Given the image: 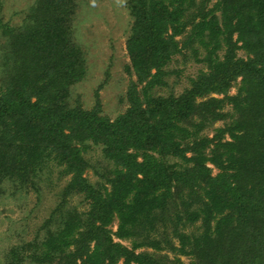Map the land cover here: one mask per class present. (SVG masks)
Masks as SVG:
<instances>
[{"label": "trees", "instance_id": "1", "mask_svg": "<svg viewBox=\"0 0 264 264\" xmlns=\"http://www.w3.org/2000/svg\"><path fill=\"white\" fill-rule=\"evenodd\" d=\"M208 1L201 0L197 8L196 0H128L132 24L126 68L136 82L127 93V110L113 121L100 114L99 103L92 110L68 103L70 87L85 72L81 51L71 38L77 0H34L17 26L4 24L0 17L4 66L11 64L0 89V185L6 179L25 183L54 162L69 176L59 209L64 210L72 195H80L87 205L84 211L73 207L61 213L41 244V261L58 257L57 264H116L120 259L123 264H157L135 249H161L162 241L150 239L147 232L164 222L158 212L163 213L168 202L175 210L179 199L187 221L203 217L207 226L200 235H188L173 224L179 252L197 259L190 264H264V151L258 150L264 145L259 142L264 136V0H217L205 10ZM178 36L184 39L177 41ZM193 41L206 49L202 62L207 72L191 80L190 89L177 98L152 96L149 88L163 84L164 67ZM222 47L226 50L219 58L216 51ZM240 47L254 56L236 58ZM238 77L243 82L239 96L253 78L263 93L259 103L249 100L242 106L240 101L235 106L238 117L225 127L232 141L219 140L210 159L222 171L211 176L208 159L199 151L210 140L181 148L180 138L187 132L179 124L199 110L208 111L219 101L197 100L226 93ZM88 144L100 146L110 164L98 173L103 183L85 176ZM187 148L193 152L189 159L184 155ZM247 154L255 156L252 161ZM167 157L191 165L170 164ZM234 172L255 180L250 190L238 183ZM180 186L190 191L185 200L181 191H172ZM182 215L176 212V222ZM114 221L117 228L112 232ZM211 221H216L212 232ZM113 237L137 239L128 249ZM22 262L19 251L10 252L7 264Z\"/></svg>", "mask_w": 264, "mask_h": 264}, {"label": "rangeland", "instance_id": "2", "mask_svg": "<svg viewBox=\"0 0 264 264\" xmlns=\"http://www.w3.org/2000/svg\"><path fill=\"white\" fill-rule=\"evenodd\" d=\"M33 1L0 0V17L3 23L9 26L21 24L25 12ZM200 1L196 0L197 8L200 7L198 6ZM216 1L209 0L205 5V10L213 8ZM127 3L128 0H77V8L71 23V38L81 51L85 72L83 78L69 89V106L75 107L79 104L84 110H92L96 103H99L100 114L111 121L127 110V93L131 85L136 82V77L131 72H128L126 68L130 64L126 50V39L132 24ZM216 16L219 18L220 13L216 12ZM196 18L198 19V17ZM190 28L191 26H188L186 31H189ZM235 38L236 34L233 35V40ZM175 39L181 42L184 36H178ZM240 44L239 42L238 45ZM252 44L254 45L256 42L252 41ZM225 50V47L217 50V56L222 58ZM4 54L5 38L0 36V89L8 75V70L11 69L10 63L4 66V62H7L3 57ZM205 56L206 49L197 41H193L186 48L180 49V52L174 55L164 67L166 75L163 77V84H157L151 89L149 88V93L152 96H160L162 98L169 96L179 97L190 89L191 80L196 79L199 74L207 72V65L202 62ZM253 56V54H249L242 47L236 51V58L245 60ZM242 84L241 77H238L232 81L226 93H211L198 99V104L207 103L212 99L219 102L211 103V106L208 107L209 112H205V110L200 112L199 110L190 119L179 124L187 132V136H180L182 137L180 138L181 148L187 147V144L191 148L193 141L210 140L209 145L199 151L203 152L201 153L202 156L208 159L205 165L210 169L211 176H216L222 171L210 159L219 140L221 144L232 141L225 127L238 117L239 113H237L235 106L240 101L242 106H244L249 100V103L254 104L259 103V99H261L260 94L263 93V89L259 80L257 81L256 78H253L252 86L247 87L245 94L242 93L239 96ZM143 85L145 83L137 86L136 89L141 91ZM249 95L253 96L242 102V99ZM237 97L240 98L238 99ZM236 99L238 100L235 101ZM200 108L204 109L203 106ZM222 129L223 131L220 133L219 130ZM262 136L259 142L264 141V136ZM248 143L250 144L251 141L249 140ZM263 146L262 143L261 149L258 148V150L263 152ZM189 148L185 150L184 154L185 158L188 159L193 156V152ZM255 153L259 152L256 151ZM84 157L89 165L88 170L85 172L87 179L92 183H103V178L99 174L110 167V164L104 158L101 147L88 144ZM254 157L252 154H247L245 158H250V161H252ZM165 161L170 164L191 165V163L186 164L182 159L175 157H167ZM238 163H241V160ZM256 170L254 169V171ZM227 173H233V170H229ZM234 174L241 179L238 183L245 185L244 187L250 190L249 186H253L255 180L253 181V178L246 177L244 176L245 174L240 172H234ZM250 175L252 176L251 172ZM67 181H69V176L64 174L63 168L57 166L54 162H50L36 176H32L25 183L12 181L11 179L1 182L0 264H7L10 252L14 250L19 251L23 259L20 264L58 263V257L49 261H41L37 257L42 255L43 248L41 244L47 237V232L56 228V223H58L61 213L63 214L66 209L73 207L79 211L87 209V205L80 195L67 197L64 210L59 209L58 205L62 201V189ZM193 189L196 191V188ZM172 191H181V196L182 198L184 197V200L187 198V194L190 193L186 186H180L177 190L173 189ZM179 203L180 200H176L177 208L174 210L173 206H170V202H168L166 210L163 213L159 211L157 214L158 217L164 218V222L162 224L159 222L147 232L150 239L162 241L161 249L144 246L135 249L136 254L145 253L155 262L158 261L159 263L157 264H190L197 261L194 254H182L179 252L181 244L178 237L173 234V224H177L178 232L188 235L193 232L200 235L206 225L203 223V217H199L192 224L190 220L187 221L186 217L182 215ZM177 211L180 216H183L179 222L175 220ZM215 223L216 221H211L209 227L211 232ZM109 228L112 232H115L117 222L114 221ZM136 239L135 237L129 240H120L113 237L114 242L120 243L128 249L131 248L132 242ZM165 240L169 241L172 246L167 245ZM22 249L24 250L22 251ZM116 264H123V260L120 259Z\"/></svg>", "mask_w": 264, "mask_h": 264}]
</instances>
